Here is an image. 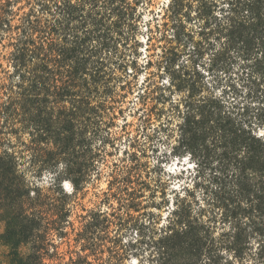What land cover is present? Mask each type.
<instances>
[{"label": "trees", "instance_id": "trees-1", "mask_svg": "<svg viewBox=\"0 0 264 264\" xmlns=\"http://www.w3.org/2000/svg\"><path fill=\"white\" fill-rule=\"evenodd\" d=\"M158 2L0 0V214L14 257L30 243L23 264H44L46 237L61 229L56 221L41 224L40 191L30 193L29 212L24 158L33 171L72 185L71 194L45 196L53 217L66 216L57 203L77 196L93 175L106 176L100 201L116 210L157 204L166 214L155 264H264V112L253 122L247 107L212 92L199 74L145 87L136 109L142 127L157 122L174 140L173 154L193 162L191 184L174 188L160 173L152 179L136 153L98 169L116 121L127 124L145 14L162 39L190 47L208 71L235 70L249 90L264 88V0H163L159 22ZM100 214L84 222V248L94 245ZM80 259L69 264H87Z\"/></svg>", "mask_w": 264, "mask_h": 264}, {"label": "rangeland", "instance_id": "rangeland-1", "mask_svg": "<svg viewBox=\"0 0 264 264\" xmlns=\"http://www.w3.org/2000/svg\"><path fill=\"white\" fill-rule=\"evenodd\" d=\"M162 3L164 4L163 0H159L158 5L153 7L156 11V16L153 17L157 18L158 22ZM149 18L150 15H144L137 36L139 42L137 64L140 69L137 86L131 93L125 110L126 127H123L124 121L121 118L116 121L115 127L111 130L116 139L112 140L113 145L105 147L107 155L98 164V169L108 171L107 168L114 162L120 163L128 159L130 153H136L148 166L147 171L150 172L152 179L159 175L157 173L164 179H168L170 175V185L178 188L182 184H191L189 175L194 172L193 162L187 156L179 158L173 154L172 147L175 142L173 139H166V133L156 127L157 122L151 121L147 129L142 127V123L137 119L142 112L141 110L136 112L141 91H144L145 87L153 89L157 85L168 86L171 75L182 76L185 73L192 76L197 73L209 84L212 92L222 95L225 100L236 103L240 108L247 107L248 117L253 122H259L257 115L264 112V88L253 87L249 90L235 70L229 73L208 71L207 65L203 64L206 62L205 59L193 56L190 47L182 42L168 43L162 39L161 28H155L157 21L148 23ZM147 36L151 39L147 40ZM129 70L132 71V68ZM20 164L19 173L24 178L29 193L27 202L29 212L30 193L33 197L34 191H40L44 196L41 199L43 201L36 206L44 212L41 224L56 221L57 224L54 225L61 227L46 237L45 246L48 251L44 255V264H69L75 261L77 256H81L80 262L84 261L87 264H155L156 241L164 221L162 217L166 214L165 211L158 209L157 204L147 203L145 200L139 209L128 213L124 209L116 210L114 202L100 201L102 192L107 188L106 176L98 181L93 175L77 196L69 198L64 204L57 203L59 210L66 209V216L53 217L51 201L45 199V196L57 198V193L61 191L71 194L73 188L70 181L63 177L57 184L53 172L33 171L27 158ZM180 170H185V177H171ZM99 211L102 214L94 221V224H99L94 234V245L84 248L85 242L80 237L84 222L90 212ZM4 218V213H1L0 264H23L30 254V243L21 245L19 257H14L8 244V236L5 235Z\"/></svg>", "mask_w": 264, "mask_h": 264}, {"label": "snow or ice", "instance_id": "snow-or-ice-1", "mask_svg": "<svg viewBox=\"0 0 264 264\" xmlns=\"http://www.w3.org/2000/svg\"><path fill=\"white\" fill-rule=\"evenodd\" d=\"M165 2H167V0H165ZM261 136H264V132L260 133Z\"/></svg>", "mask_w": 264, "mask_h": 264}]
</instances>
